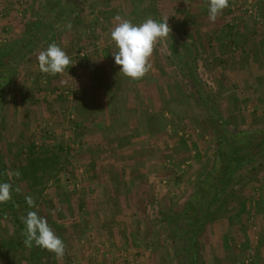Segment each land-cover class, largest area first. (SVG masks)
Here are the masks:
<instances>
[{"label":"rangeland","instance_id":"obj_1","mask_svg":"<svg viewBox=\"0 0 264 264\" xmlns=\"http://www.w3.org/2000/svg\"><path fill=\"white\" fill-rule=\"evenodd\" d=\"M254 3V16L228 6L211 22L208 0H0V53L20 43L0 59V156L22 210L65 244L62 258L41 248L44 264H186L179 214L220 150L210 115L228 132L264 128ZM117 15L167 17L141 79L114 63ZM40 18L44 30L29 32ZM50 43L72 58L68 73L39 71ZM198 246V264H264V155L236 174ZM0 264H34L3 203Z\"/></svg>","mask_w":264,"mask_h":264},{"label":"trees","instance_id":"obj_2","mask_svg":"<svg viewBox=\"0 0 264 264\" xmlns=\"http://www.w3.org/2000/svg\"><path fill=\"white\" fill-rule=\"evenodd\" d=\"M43 23L42 18H40V20L38 19L37 24L30 27L29 32H32L33 30L40 31V26H42V30H44L43 26L47 24ZM17 44L20 43L15 42L6 52L0 53V59L5 54L7 55L10 53ZM210 117L218 126V144L220 150L216 162L213 163L211 169L207 172L193 195L185 202V204H183L182 213L179 214L189 220L191 225L190 231L185 234L184 238L185 244L183 246V251L186 253V264H198L197 256L199 251V238L209 222L214 209L218 203L222 201L228 188L233 184L236 174L247 164H252L256 157L264 155V128L260 129V131L247 129L228 132L224 122H221L220 119H216L213 114L210 115ZM227 133H229V137H227ZM256 134H258V138L256 137ZM253 141H256V143H253ZM35 149V146L30 144L25 152L24 158L25 160L30 161V164H32ZM217 162L220 163L219 169H216ZM7 177L5 165L1 161L0 156V182L9 183ZM16 195L17 194H15L11 188V198L2 203L13 212L15 224L17 225L18 230L20 231V237L24 242L25 236L22 217L25 216L26 213L22 210L21 202ZM29 254L30 260L34 264H44L42 261L43 254L40 247L35 245L29 247Z\"/></svg>","mask_w":264,"mask_h":264},{"label":"clouds","instance_id":"obj_3","mask_svg":"<svg viewBox=\"0 0 264 264\" xmlns=\"http://www.w3.org/2000/svg\"><path fill=\"white\" fill-rule=\"evenodd\" d=\"M229 5V0H208V19L214 22L217 16ZM117 23L110 30V40L114 44L111 53L114 63L119 66V73L137 80L145 76L152 68L149 58L155 43L169 35L170 28L167 17L156 20L151 17L136 24L130 19L119 15L115 17ZM37 66L41 73L49 75L63 74L70 65L72 58L57 43H50L37 55ZM11 184L0 182V203L11 198ZM29 205H33L31 197H26ZM24 224V244L28 247L38 246L62 258L65 253V244L55 234L47 220L37 211H28L22 217Z\"/></svg>","mask_w":264,"mask_h":264},{"label":"built area","instance_id":"obj_4","mask_svg":"<svg viewBox=\"0 0 264 264\" xmlns=\"http://www.w3.org/2000/svg\"><path fill=\"white\" fill-rule=\"evenodd\" d=\"M255 0H229V7L234 10L236 9H241L242 11L250 14V15H255Z\"/></svg>","mask_w":264,"mask_h":264}]
</instances>
